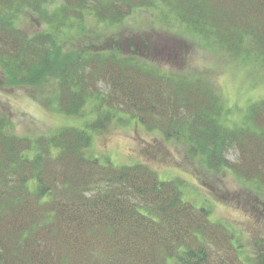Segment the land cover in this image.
<instances>
[{"label": "trees", "instance_id": "1", "mask_svg": "<svg viewBox=\"0 0 264 264\" xmlns=\"http://www.w3.org/2000/svg\"><path fill=\"white\" fill-rule=\"evenodd\" d=\"M146 10L154 24L211 41L229 58L264 61V0H0V71L52 88L46 104L82 119L30 135L0 113V264H247L234 232L185 200L176 178L91 152L93 133L127 116L264 188V100L227 125L221 90L162 63L169 50L155 56L147 39L140 50L130 39L126 52L121 39H102L100 24ZM27 16L41 27L21 29Z\"/></svg>", "mask_w": 264, "mask_h": 264}, {"label": "rangeland", "instance_id": "2", "mask_svg": "<svg viewBox=\"0 0 264 264\" xmlns=\"http://www.w3.org/2000/svg\"><path fill=\"white\" fill-rule=\"evenodd\" d=\"M154 22L160 23L153 12L146 10L131 15L122 25L100 24L99 30L106 43L112 38L121 39L126 52L133 45L140 50L139 42L146 41L154 44V55L159 50L164 49L163 54L169 50L173 59L166 58L162 63L180 72L209 78L222 92L226 105L222 119L227 125L242 124L248 104L264 100V61L229 58L211 41ZM38 24L27 16L22 19L21 29L32 33L41 27ZM101 86L106 87L105 83ZM52 92L44 85L16 84L0 71V113L9 116L19 134L35 135L59 126L82 125L81 118L46 104L43 97ZM123 117L126 119L116 118L106 129L93 133V156L103 163L109 158L118 165L146 164L160 180L176 178L181 182L185 200L205 206L210 210L211 221L223 223L234 232L242 247L239 255L247 264H264V188L240 178L229 168L212 169L205 156L186 139L167 138L159 130H149L139 121ZM226 157L237 162L241 155L237 148H229ZM216 251L215 257L221 258L224 252ZM166 264L180 262L169 257Z\"/></svg>", "mask_w": 264, "mask_h": 264}]
</instances>
